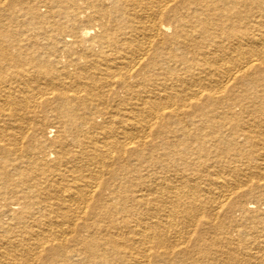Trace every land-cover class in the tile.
Segmentation results:
<instances>
[{
  "label": "bare ground",
  "instance_id": "obj_1",
  "mask_svg": "<svg viewBox=\"0 0 264 264\" xmlns=\"http://www.w3.org/2000/svg\"><path fill=\"white\" fill-rule=\"evenodd\" d=\"M264 264V0H0V264Z\"/></svg>",
  "mask_w": 264,
  "mask_h": 264
},
{
  "label": "rangeland",
  "instance_id": "obj_2",
  "mask_svg": "<svg viewBox=\"0 0 264 264\" xmlns=\"http://www.w3.org/2000/svg\"><path fill=\"white\" fill-rule=\"evenodd\" d=\"M174 261L173 260H171V261H169V263L168 264H175V263H173Z\"/></svg>",
  "mask_w": 264,
  "mask_h": 264
}]
</instances>
